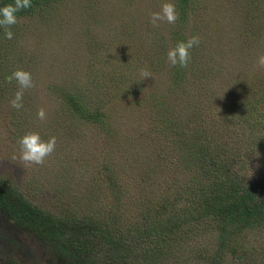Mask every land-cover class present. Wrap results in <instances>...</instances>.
<instances>
[{"label":"trees","instance_id":"1","mask_svg":"<svg viewBox=\"0 0 264 264\" xmlns=\"http://www.w3.org/2000/svg\"><path fill=\"white\" fill-rule=\"evenodd\" d=\"M44 2L47 4V0H31V7L19 11L17 19L37 13ZM198 2L173 0L176 21L168 22L160 32L151 31L153 40L144 62L161 69V60H168L166 79L157 94L140 97L144 74L135 61V74L129 62L123 68L101 72L100 93L79 87L59 90L65 91L62 105L66 115L94 125L103 145L114 127L103 110L111 98L104 100L106 90L126 95L131 104H146L147 124L137 133L139 137L149 135L155 142L157 168L138 179L145 182L151 173H158L157 191L144 193V186L139 185L132 201L126 202V208L131 204L136 214L128 217L129 210L125 218L121 213L124 188L116 167L106 158L95 165L106 204L86 200L75 209L64 205L45 210L27 200L13 182L0 177V216L4 219V224L0 222V251L5 264H168L173 245L182 235L204 232L213 237L212 245L198 252L208 264H264V252L258 256L249 252L245 240L249 231L264 230V147L255 143L264 142V66L249 65L243 72L236 71L224 86L223 98L218 97L222 89L215 90L214 97L211 88L194 87L195 81L204 86L203 79L210 75L205 70L208 45L200 32ZM14 3L0 0V7ZM250 13L247 19L254 17L255 5ZM4 28L0 27V34ZM249 28L242 30L247 47L253 46V37L260 33ZM193 37L199 43L188 49L187 65L173 66L166 52ZM98 44L95 39L88 41L91 49ZM181 88L191 100L192 92H199L205 109L199 114L196 111L198 118L191 121L196 125L185 129L170 117L168 103L174 90ZM200 119L205 122L203 127H199ZM169 143L172 150L166 162L163 144ZM176 164L179 170L183 168L180 173L174 169ZM99 206L105 214L95 209Z\"/></svg>","mask_w":264,"mask_h":264},{"label":"rangeland","instance_id":"2","mask_svg":"<svg viewBox=\"0 0 264 264\" xmlns=\"http://www.w3.org/2000/svg\"><path fill=\"white\" fill-rule=\"evenodd\" d=\"M248 2H198L200 32L205 35V45H208L204 52L207 58L205 70L208 69L210 75L203 79L204 86L196 81L193 86L211 88L214 97V91L222 89L218 97L223 98L224 86L235 72H243L249 65L257 68L258 58L264 56V0H255L254 4ZM165 3H173V0H47L40 11L18 18L14 25L2 30L0 177L13 182L32 204L49 211L64 205L75 209L86 200L106 204L104 187H99V168H95L103 158L118 171L124 188L121 213H125V218L136 214L131 204L126 208V202L132 201L139 185L144 186V193L157 191L161 181L158 173H151L145 182L138 179L144 177L147 170L157 168L153 157L155 142L151 136L139 137L137 133L147 124L146 104L142 101L131 104L126 95L119 96L115 91L106 90L104 100L111 98L103 110L114 121V127L109 133L110 139L103 145L94 125L66 115L62 105L65 91L59 90L79 87L100 93L103 91L101 72L108 73L116 66L123 68L129 62L135 74L134 61L144 74L140 97L144 99L146 93L153 95L159 92L158 89L162 90L168 60L163 62L162 59L163 65L159 69L157 65L148 66L144 56L153 40L151 31L157 29L160 32L168 23L166 19H153V13L163 16ZM252 5H255L256 13L247 19ZM247 26H250L249 30L260 32L253 37L254 44L250 47L242 39V30ZM8 30L13 33L11 39L5 36ZM93 39L99 44L91 49L88 41ZM88 64L91 65L89 68ZM18 70L30 73L32 78V87L23 89L19 109L14 108L11 101L20 86L15 79L11 82L6 79ZM192 94L194 99L191 100L182 88L176 89L168 100L170 117L178 120L181 129L196 125L191 124L192 119L198 118L196 111L198 114L201 109L205 111L199 99L202 95L199 92ZM185 121L190 125L186 126ZM203 122L200 119L199 127L205 125ZM30 133H38L44 142L55 138L54 150L41 164L26 162L21 157L18 141ZM255 143L264 147V142L261 143L263 146L258 141ZM170 145L163 144L166 162L172 150ZM174 169L180 173L183 168L179 170L176 164ZM144 193L139 197L143 198ZM95 209L105 214L100 206ZM0 222L4 224L2 216ZM245 240L249 252L256 256L264 252V230L249 231ZM212 241L208 232L182 235L173 245L168 264H208L200 258L198 251L212 245ZM2 252L0 264H5Z\"/></svg>","mask_w":264,"mask_h":264},{"label":"clouds","instance_id":"3","mask_svg":"<svg viewBox=\"0 0 264 264\" xmlns=\"http://www.w3.org/2000/svg\"><path fill=\"white\" fill-rule=\"evenodd\" d=\"M31 7V0H15L14 4H7L0 7V27H8L14 25L17 22L16 14L22 9H27ZM153 19H166L169 23H173L177 19L175 5L173 3H165L163 5V16L159 13H153ZM7 39H11L13 33L8 30L5 32ZM199 40L197 37H193L188 42H180L177 44L176 48L168 52V58L172 65L175 66L179 64L180 66H186L189 59L188 49L192 48L194 45L198 44ZM258 64L264 66V56L258 58ZM148 74L145 73V77ZM6 79L11 82L13 79L17 81L20 86V91L16 93L15 99L11 101L14 108L22 107V97L23 89L32 87L31 74L25 71H16ZM41 118L43 117V112L39 113ZM21 157L24 161L41 164L44 162V158L48 156L55 148V138L50 139L47 142L41 140L38 133H30L22 136L18 141Z\"/></svg>","mask_w":264,"mask_h":264},{"label":"bare ground","instance_id":"4","mask_svg":"<svg viewBox=\"0 0 264 264\" xmlns=\"http://www.w3.org/2000/svg\"><path fill=\"white\" fill-rule=\"evenodd\" d=\"M229 4V3H228Z\"/></svg>","mask_w":264,"mask_h":264}]
</instances>
